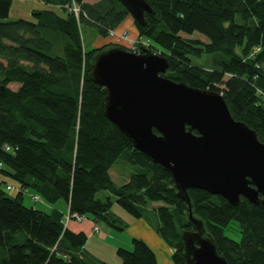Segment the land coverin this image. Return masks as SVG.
Here are the masks:
<instances>
[{
    "label": "trees",
    "instance_id": "obj_1",
    "mask_svg": "<svg viewBox=\"0 0 264 264\" xmlns=\"http://www.w3.org/2000/svg\"><path fill=\"white\" fill-rule=\"evenodd\" d=\"M12 1L0 0V177L11 181L0 179V264H108L81 257L87 237L64 226L66 213L58 205L122 230L110 213L114 203L137 219L148 204L161 203L153 209L157 231L175 248L172 262L186 264L182 232L195 230L188 206L171 175L134 149L104 116L107 92L90 72L94 56L110 46L82 48L80 24L105 38L130 14L116 0H44L55 6L74 4L81 12L35 10L31 20H8ZM145 1L154 14H144V27L134 22L139 36L168 60L164 77L221 94L232 117L264 143V2ZM194 33L207 43L181 36ZM204 55L206 66L192 64V58ZM119 160L137 171L121 186L109 175ZM2 184L7 190L14 186L12 198ZM101 191L114 200L96 198ZM30 194L53 209L26 206ZM188 196L192 216L202 221L228 264H264L262 209L244 198L233 207L202 190H188ZM116 256L121 264H158L140 239L132 240V250L118 248Z\"/></svg>",
    "mask_w": 264,
    "mask_h": 264
},
{
    "label": "water",
    "instance_id": "obj_2",
    "mask_svg": "<svg viewBox=\"0 0 264 264\" xmlns=\"http://www.w3.org/2000/svg\"><path fill=\"white\" fill-rule=\"evenodd\" d=\"M138 25L154 14L145 0H116ZM264 2V0H262ZM166 57L112 46L98 52L90 76L106 89L104 116L133 148L172 177L188 206L193 231L182 232L186 264H228L203 223L192 216L188 190L236 207L240 198L264 211V143L235 120L222 95L164 77Z\"/></svg>",
    "mask_w": 264,
    "mask_h": 264
},
{
    "label": "crops",
    "instance_id": "obj_3",
    "mask_svg": "<svg viewBox=\"0 0 264 264\" xmlns=\"http://www.w3.org/2000/svg\"><path fill=\"white\" fill-rule=\"evenodd\" d=\"M83 1L85 3H88V4H94V3H97L99 0H92L90 2L88 0H83ZM33 3L35 4V6L37 8H33L31 6L28 10L27 15H30L31 12L35 11V10H50L51 9L54 11H59L58 9H61V7L59 5L55 6L52 4H46L44 2V0H33ZM12 6H13V2H12L11 7ZM20 8L25 10L24 6L20 7ZM9 15H10V13H9ZM84 18L87 19V16ZM18 19H22V18H18ZM26 19H28V18H26ZM30 19H31V17H30ZM123 22H125V24H123ZM123 22L116 29H113V30H116V32L127 31L129 33L130 38L133 40V38L137 35V31H135V33H133V30L131 28V25H132L131 19L129 17H126V19ZM82 26L83 25L80 24V28ZM126 29H128V30H126ZM33 203H39L41 205V207L43 209H39V210L51 211L53 209L52 208L53 206H49L48 204H45L44 201L33 202ZM149 205H151V204H149ZM153 205H154V208H156L155 203H152V206ZM58 208L61 209L65 213L67 212V207L64 206L63 204L58 205ZM113 209H121V208L117 204H113L111 210H113ZM116 211H118L123 217H125L127 219L126 221H124V219H121V218L117 217L115 214H112L113 217L117 218L119 220V222L121 223L120 226L123 228L122 230L113 229L111 227H110L111 230H108L107 228L101 227L100 229L97 228L98 231L95 232L94 227H97L95 225L98 222L96 223V222L92 221L91 219H86L84 224L81 225L76 230L74 228L66 226L67 229H69L71 232H73V233L82 232L87 237L86 243H85V245L82 249V252H81V257H83L85 260H87L89 262L104 261L108 264H121L120 259L115 254L116 250L118 248H124L127 250H132V240L133 239H140L143 242H145L153 250V252H154V249H153L154 247L162 250V252L164 253L163 264H172L170 262V260L168 259L169 256L172 255L170 248L161 239V237L157 231V228H154L151 224L148 225L147 222L144 221L142 218L136 219V218L131 217L130 215H128L126 213L125 210H124L125 212L123 210L122 211L116 210ZM157 223L159 224L158 217H157V221H156V223H154V225ZM154 254H155L157 263L160 264L158 259H157L155 252H154Z\"/></svg>",
    "mask_w": 264,
    "mask_h": 264
},
{
    "label": "rangeland",
    "instance_id": "obj_4",
    "mask_svg": "<svg viewBox=\"0 0 264 264\" xmlns=\"http://www.w3.org/2000/svg\"><path fill=\"white\" fill-rule=\"evenodd\" d=\"M89 2L92 0H88ZM13 6L10 9V15H9V19L8 20H16L18 18H28L26 20H31L30 19V15H27L29 8L32 6L33 8H37L35 6V4L33 3V0H13ZM87 2V1H86ZM85 3V2H84ZM19 6V7H18ZM25 8L22 9L20 7ZM61 7V9H67L69 12V6H64V5H59ZM51 10V9H50ZM59 10V9H58ZM80 12V11H79ZM131 19L132 25L131 28L133 30V33H135V31H137V35L133 38L132 41V45L129 44L127 41H117L116 38H110V37H100L96 30L92 27H88L86 25H83L80 29H81V39H82V48H84L85 51H92V50H99V49H103L106 48L108 46L111 47V45H120L128 50L137 52L136 50H134V48H138V46H141V42H144L145 44H147L146 49L149 48L150 52H153L154 54L159 55V52L154 51L153 48H151V42L149 39L147 38H141L139 36V32L136 28L134 19L132 18V16H128ZM123 24H125V22H123ZM128 30V29H126ZM128 33V32H127ZM129 35V33H128ZM183 38H191V39H199L203 42L207 43V40L205 37H203L202 35L198 34V33H194L191 36H186V35H181ZM130 37V36H129ZM131 39V38H130ZM132 40V39H131ZM147 42V43H146ZM144 47V48H145ZM148 47V48H147ZM151 48V49H150ZM153 49V50H152ZM141 50V47H139V52ZM208 62V57L207 56H202V58H192V64L193 65H197V66H206ZM137 171L135 170V167H133L132 165L125 163L123 161H117L115 162L110 171H109V175L112 178V181L115 185L117 186H121L124 183H128V179L131 178L132 175H134ZM0 179H3L5 182H11L9 179L5 178V177H0ZM1 189L5 192L7 197H13L16 193V190L13 186L12 190H7L6 187L2 184L1 185ZM110 196L112 198V200H114V198L112 197V195H110L107 191H101L99 193L96 194V198L102 199L104 200L106 197ZM24 204L26 206H33L37 209H43L41 207V205L39 203H33L31 202L28 198H25L24 200ZM115 204V203H114ZM151 205H147L144 210L141 212V217L139 219H143L144 221L147 222L148 225H152L154 228H157L159 226V224H155L157 221V215L156 212L153 210L154 205L152 206V203H150ZM162 204L161 203H155L156 207H160ZM121 208V207H120ZM122 209V208H121ZM121 209H113L110 211L111 214H115L117 217L124 219V221H126L127 219L125 217H123L118 211L116 210H120ZM124 211V210H123ZM125 212V211H124ZM127 213V212H126ZM128 215H130L129 213H127ZM131 217H133L132 215H130ZM134 218V217H133ZM87 219H89L87 217ZM137 219V218H136ZM86 221V218L83 219V221L78 222L75 218L70 219L67 222V226L74 228L75 230L78 229L81 225L84 224V222ZM117 225H121L120 222L117 223ZM123 225V224H122ZM126 225V224H125ZM97 226V228H107L108 230H111V228L105 223V221L103 220H98V223L95 225ZM132 227V226H131ZM130 227V228H131ZM126 229V228H125ZM235 232V229L232 230L231 233ZM229 237L233 238V239H237V237L235 235H232L230 233H226ZM154 252L156 253L157 259L159 261L160 264H163V260H164V253L162 252V250L154 247ZM171 254H173L175 252V248H170ZM1 252H3V249L1 250ZM116 254V253H115ZM172 256V255H171ZM171 256H169V260L172 264H174L172 262V258Z\"/></svg>",
    "mask_w": 264,
    "mask_h": 264
},
{
    "label": "built area",
    "instance_id": "obj_5",
    "mask_svg": "<svg viewBox=\"0 0 264 264\" xmlns=\"http://www.w3.org/2000/svg\"><path fill=\"white\" fill-rule=\"evenodd\" d=\"M79 11L81 12V9L77 5L73 4L72 6L69 7V12L75 14L76 16L79 15V13H80ZM84 17H86V15H84ZM108 37L116 38L117 41H121V40L127 41L131 45H132V41H133L130 39L127 31L116 32V30H110L108 33ZM145 46H147V44H145L144 42H141V46L139 45L138 48L137 49L134 48V50L139 52V47H145ZM5 149H6V151H9V146H6ZM25 193H29V192L26 190ZM30 197H31L33 202H41L42 201L41 198L37 194H30ZM72 218H75L78 222H81L84 219L83 216H80L78 214H70L69 212H66V214L64 216V220H63L64 226H67V222ZM94 231L95 232L98 231L97 227H94Z\"/></svg>",
    "mask_w": 264,
    "mask_h": 264
}]
</instances>
